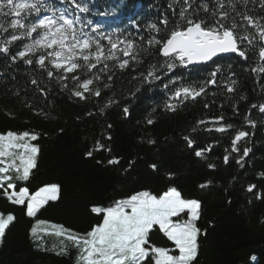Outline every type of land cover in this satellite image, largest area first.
<instances>
[{
  "label": "trees",
  "instance_id": "16d2710c",
  "mask_svg": "<svg viewBox=\"0 0 264 264\" xmlns=\"http://www.w3.org/2000/svg\"><path fill=\"white\" fill-rule=\"evenodd\" d=\"M46 2L53 10L54 6L72 8L62 0ZM82 2L90 8L88 13H76L85 21V31L98 25L101 31L122 33L148 52L141 50L142 63L134 65L135 71H120L114 67L115 61H108L107 75L100 73L102 80L93 85L101 88V95L80 99L72 95L71 80L68 88H62L39 65L12 59L32 41L23 37L7 44L13 34L19 36L23 30L8 27L7 22L14 17L2 18L7 31H0V47L7 46L9 52H0V133H35L38 139L32 143L39 146L36 167L28 181L17 182L16 190L27 187L34 193L55 184L58 192L55 201H49L35 217H28L26 203H10L0 189V213L16 217L0 243V264H75L76 249L69 247L67 255H58L59 238L54 235H44L43 244L34 240L30 229L37 220L83 233L101 219L92 212L94 206L106 207L141 190L161 194L169 187H176L186 199L201 202L196 222L201 229L199 251L193 264H264V112L260 110L264 105V59L259 55L264 43L258 36L247 47L245 41L240 47L247 59H217L194 69L161 70L160 79L148 83L140 73L146 75L150 64L159 67L164 58L148 45L157 34L147 25L156 23L164 29L160 21L166 16L170 28L178 19L183 0ZM208 2L214 6L212 0ZM200 3L196 0V6ZM237 8L256 18L264 17L262 0H248L246 8L238 3ZM236 20L241 23L240 17ZM87 21L92 24L87 25ZM248 31L256 35L255 29L249 27ZM102 43L107 47V41ZM102 67L98 65L93 72ZM217 67L216 83H205ZM108 75L113 76L111 81ZM33 79L38 84H33ZM104 83L111 87L104 88ZM182 84H204L206 95L179 102L172 97ZM229 87L234 90L229 92ZM166 104L176 105L175 110ZM220 127L227 130L217 131ZM239 131L248 135L233 145ZM185 137L193 141L191 146ZM97 142L104 147L98 149ZM244 149L249 150L246 156ZM197 151L203 155L197 156ZM113 159L119 163L109 164ZM250 185H254L251 191ZM150 241L174 247L158 229L153 230ZM54 245L57 250H53Z\"/></svg>",
  "mask_w": 264,
  "mask_h": 264
},
{
  "label": "snow or ice",
  "instance_id": "6c2138e0",
  "mask_svg": "<svg viewBox=\"0 0 264 264\" xmlns=\"http://www.w3.org/2000/svg\"><path fill=\"white\" fill-rule=\"evenodd\" d=\"M62 2L70 4L72 8L53 10L46 0H0V31H7L6 21L2 18L14 17L7 22L8 27L23 31L19 36L13 34L11 40L6 43L11 44L23 37L31 38L32 42L24 45V49L12 57L13 60L19 58L27 64L39 65L46 71L47 76L56 79L62 88H68L67 81L71 80L74 83L71 92L75 97L80 99H87L89 96L99 97L101 88L93 85L102 80L100 73L107 75L108 61H115L114 67L120 71L130 68L135 71L134 65L142 63L139 59L141 50L148 52V49H140L133 39L123 36L122 33L101 31L98 25L91 27L90 32L85 31V21L76 13H88L90 11L88 4L82 0ZM173 2L178 3L179 0ZM212 2L214 6L210 5L208 0H201L196 6V0H183L178 19L170 28V21L166 16L160 21L164 29L156 23L147 25L150 32L157 34L148 40V45L157 49L158 55L162 56L164 61L159 67L157 64H150L146 75L140 73L145 82L151 83L160 79L158 72L161 70H165L166 73L173 72L177 67L213 61L214 57L221 54L235 53L247 59L245 51L240 46L245 41L249 45L253 44L257 36L260 41H264V24L261 23L264 17L256 18L247 11L241 12L237 8L238 3L246 8L248 0ZM45 12L51 14L43 15ZM201 12L206 15L201 17ZM232 13H235V16ZM173 14L176 15L175 12ZM30 17L32 19H29ZM236 17H240L241 23L237 22ZM91 24V21H87V25ZM249 27L255 29V36L248 31ZM162 33L166 35L161 36ZM102 41H107V47ZM0 52L8 53L9 48L0 47ZM37 53L40 55L34 61L33 57ZM117 53H122V56L128 59H122ZM259 55L264 59V46L260 47ZM101 64L103 67L93 72ZM218 71L219 67L210 73V79L205 83L215 84ZM261 71H264V68ZM88 73L92 75L88 76ZM112 79L113 76H107L108 81ZM32 83L38 84L35 79ZM169 83L175 81L170 80ZM232 83L235 84V81ZM110 87L111 84L104 83V88ZM164 87L167 89L168 84ZM233 90L232 87L228 88L229 92ZM202 94L206 95L204 84L198 87L195 84H182L175 89L172 98L183 102L188 99L195 100ZM111 103L110 100L106 107ZM165 107L174 111L176 105L166 104ZM205 107L208 105L205 104ZM260 110L264 112V105L260 106ZM124 112L127 113L128 109L125 108ZM219 120H223V117ZM147 122L152 124L153 120L149 119ZM200 123L203 124L205 121ZM227 127L216 130L224 132ZM247 135L245 131H239L233 145ZM37 139L38 134L28 131L18 133L8 130L0 133V189H3V196L10 203L14 205L26 203L28 217H35L49 201H55L58 192V185L55 184L40 187L34 193H30L27 187H19V190H16L17 182L28 181L32 169L36 167L39 146L32 141ZM185 139L189 146L193 144L188 137ZM103 147L97 142L98 149ZM233 150L238 149L234 147ZM248 151L244 149V156ZM87 155L91 156L92 152L89 151ZM196 155L202 156L203 152L197 151ZM228 159L226 155L225 163ZM108 163L115 164L119 161L113 159ZM152 167L155 169L156 165ZM253 187L254 185H250L248 190L251 191ZM9 189L12 191L9 192ZM200 209L199 200L184 198L176 187H169L161 194L141 190L114 200L106 207L94 206L92 212L101 216V219L86 232L80 233L62 224L37 220L30 229V234L39 244H43L44 235L59 238L58 250L56 245L53 246L58 255H67L69 247L76 249L75 264H193L199 251L198 237L201 229L196 222L200 218ZM15 219L12 213H0V243L3 242L6 231ZM154 229L163 233L174 247L152 244L150 236Z\"/></svg>",
  "mask_w": 264,
  "mask_h": 264
},
{
  "label": "bare ground",
  "instance_id": "6f19581e",
  "mask_svg": "<svg viewBox=\"0 0 264 264\" xmlns=\"http://www.w3.org/2000/svg\"><path fill=\"white\" fill-rule=\"evenodd\" d=\"M244 45L247 47L249 44L248 43H245ZM227 57H231V59H233V58L238 57V55L237 54H231L230 56H227Z\"/></svg>",
  "mask_w": 264,
  "mask_h": 264
},
{
  "label": "water",
  "instance_id": "95a60500",
  "mask_svg": "<svg viewBox=\"0 0 264 264\" xmlns=\"http://www.w3.org/2000/svg\"><path fill=\"white\" fill-rule=\"evenodd\" d=\"M231 54V53H230ZM221 55H223V54H221ZM224 55H228V54H224ZM215 58V57H214Z\"/></svg>",
  "mask_w": 264,
  "mask_h": 264
},
{
  "label": "rangeland",
  "instance_id": "374dc122",
  "mask_svg": "<svg viewBox=\"0 0 264 264\" xmlns=\"http://www.w3.org/2000/svg\"><path fill=\"white\" fill-rule=\"evenodd\" d=\"M12 190L11 189H9V192H11Z\"/></svg>",
  "mask_w": 264,
  "mask_h": 264
}]
</instances>
